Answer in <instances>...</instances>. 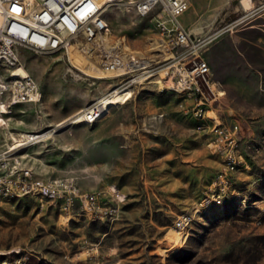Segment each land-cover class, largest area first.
Returning <instances> with one entry per match:
<instances>
[{
    "label": "rangeland",
    "instance_id": "obj_1",
    "mask_svg": "<svg viewBox=\"0 0 264 264\" xmlns=\"http://www.w3.org/2000/svg\"><path fill=\"white\" fill-rule=\"evenodd\" d=\"M240 1L189 27L204 35L225 30L203 57L223 92L214 104L221 120L238 126L231 145L208 146L213 133L196 131L185 113L193 101L160 83L126 88L125 103L92 124L79 120L121 77H105L98 62L101 78L87 76L69 54L19 49L40 98L3 116L0 148H13L10 157L40 176L73 177L82 192H102L101 205L117 211L113 219L94 220L80 200L64 212L61 200L0 194V264H264V35L241 38L243 26L260 20L248 17ZM105 17L110 34L135 55L159 57L152 14L139 16L118 2ZM83 58L84 68L93 61ZM155 113L161 122L150 130ZM30 133L49 134L17 147ZM228 153L236 165L226 172ZM111 187L119 191L117 203Z\"/></svg>",
    "mask_w": 264,
    "mask_h": 264
},
{
    "label": "built area",
    "instance_id": "obj_2",
    "mask_svg": "<svg viewBox=\"0 0 264 264\" xmlns=\"http://www.w3.org/2000/svg\"><path fill=\"white\" fill-rule=\"evenodd\" d=\"M118 2H124L139 16L152 14L156 34L152 49L159 57L135 55L124 40L110 34L105 12ZM188 7L187 0H117L104 5L95 0H0V120L15 106L37 103L40 98L38 83L30 74L15 76L21 66V47L67 55L74 50L96 59L105 77H121L111 92L121 88L134 91L144 84L160 83L185 100L191 99L193 105L185 113L194 120L196 131L213 133L208 146L233 144L238 126L231 127L221 120L214 104L223 92L212 80L210 66L203 57L215 37L194 34L183 25L180 18ZM102 115V110L94 108L89 124ZM161 117L158 114L151 119L159 121ZM1 124L7 125L4 120ZM39 135L42 134H24L16 146L37 143ZM4 147L0 148V194L31 195L40 201L61 200L60 210L64 212H70L80 200L81 209L94 220L114 218L117 208L101 205L102 192H82L71 177L40 176L19 158L10 157L13 148ZM235 165V157L228 153L226 172L234 170ZM226 172L219 176L220 182ZM109 192L116 203L121 200L114 187Z\"/></svg>",
    "mask_w": 264,
    "mask_h": 264
},
{
    "label": "crops",
    "instance_id": "obj_3",
    "mask_svg": "<svg viewBox=\"0 0 264 264\" xmlns=\"http://www.w3.org/2000/svg\"><path fill=\"white\" fill-rule=\"evenodd\" d=\"M188 1V10L182 14L181 16V22L183 25L189 29L190 26H194L200 23L201 19H214L216 18L224 6L229 3L230 0H187ZM252 4V8L250 10H245L244 5H243V0L240 1L243 9L245 11H249L248 17L249 16H254L256 17V20H260L259 24H247L243 26L240 30V36L241 38H244L245 35L248 36V34L254 32H260V34L264 35V4L255 6L254 1L250 0ZM204 11H206L208 14H204ZM205 25V23H204ZM190 30V29H189ZM191 31V30H190ZM194 34H204V32H194L191 31ZM249 42H251L249 40ZM158 115L157 113L155 114H150L148 121H149V128L155 129L158 126V123L161 122L159 121H153L151 119L152 116ZM73 178V177H71Z\"/></svg>",
    "mask_w": 264,
    "mask_h": 264
},
{
    "label": "bare ground",
    "instance_id": "obj_4",
    "mask_svg": "<svg viewBox=\"0 0 264 264\" xmlns=\"http://www.w3.org/2000/svg\"><path fill=\"white\" fill-rule=\"evenodd\" d=\"M95 1L99 5H104L107 2H113V1H117V0H95ZM244 7L246 10H250V8H251L249 3L244 4ZM238 22H241V19ZM238 22H236V23H238ZM233 25H235V24H233ZM233 25H231V26H233ZM223 31H225V30L224 29L219 30V31L215 32L212 36L216 37L217 35H219ZM69 58L71 59V62L75 68H77V69H79V70H81L87 74H93L95 78H101V76H100L101 72H99V73L97 72L99 69H98V65L96 64L97 63L96 59H93V61L86 60L85 63L87 64V66L85 65L86 67L84 68L82 66V64H83L82 60H84L82 54H80L79 52H76L74 50H70L69 51ZM27 74L28 73L21 66L18 68V70L15 71V76L25 77ZM125 89L126 88L118 89V90L113 91L110 94L105 95L102 98L98 99L96 102L93 103L94 105L92 104L93 106L91 105V106H89L83 110V112L78 117L79 120H85L87 122H90L89 119L91 120L93 118L92 110L94 108H97L100 111L102 110L103 111L102 116H104L111 106L125 103L130 98V93L128 91H126ZM48 134L49 133L39 135L38 136V138H39L38 142L43 141L44 137L48 136ZM23 136L24 135H22V137Z\"/></svg>",
    "mask_w": 264,
    "mask_h": 264
}]
</instances>
